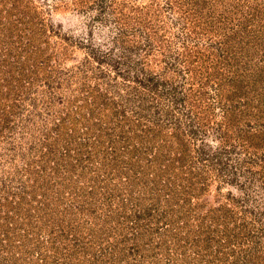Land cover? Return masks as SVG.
<instances>
[{
	"label": "rangeland",
	"instance_id": "1",
	"mask_svg": "<svg viewBox=\"0 0 264 264\" xmlns=\"http://www.w3.org/2000/svg\"><path fill=\"white\" fill-rule=\"evenodd\" d=\"M0 264H264V0H0Z\"/></svg>",
	"mask_w": 264,
	"mask_h": 264
},
{
	"label": "trees",
	"instance_id": "2",
	"mask_svg": "<svg viewBox=\"0 0 264 264\" xmlns=\"http://www.w3.org/2000/svg\"><path fill=\"white\" fill-rule=\"evenodd\" d=\"M142 78H139L138 80H141ZM149 81V80H148ZM151 86H155V84L153 83Z\"/></svg>",
	"mask_w": 264,
	"mask_h": 264
}]
</instances>
